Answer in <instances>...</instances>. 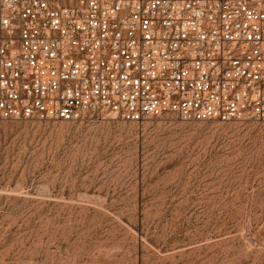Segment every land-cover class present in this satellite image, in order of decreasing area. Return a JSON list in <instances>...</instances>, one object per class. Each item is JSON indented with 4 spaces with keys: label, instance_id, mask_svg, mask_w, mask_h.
I'll use <instances>...</instances> for the list:
<instances>
[{
    "label": "rangeland",
    "instance_id": "rangeland-1",
    "mask_svg": "<svg viewBox=\"0 0 264 264\" xmlns=\"http://www.w3.org/2000/svg\"><path fill=\"white\" fill-rule=\"evenodd\" d=\"M0 264H264V121L0 120Z\"/></svg>",
    "mask_w": 264,
    "mask_h": 264
},
{
    "label": "built area",
    "instance_id": "built-area-1",
    "mask_svg": "<svg viewBox=\"0 0 264 264\" xmlns=\"http://www.w3.org/2000/svg\"><path fill=\"white\" fill-rule=\"evenodd\" d=\"M264 121V0H0V120Z\"/></svg>",
    "mask_w": 264,
    "mask_h": 264
}]
</instances>
